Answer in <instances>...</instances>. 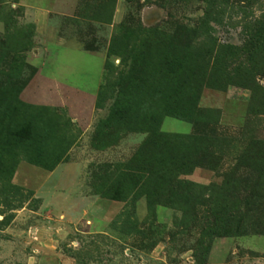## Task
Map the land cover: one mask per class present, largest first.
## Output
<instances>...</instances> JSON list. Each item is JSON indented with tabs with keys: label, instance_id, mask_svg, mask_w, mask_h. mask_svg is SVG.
I'll return each mask as SVG.
<instances>
[{
	"label": "rangeland",
	"instance_id": "374dc122",
	"mask_svg": "<svg viewBox=\"0 0 264 264\" xmlns=\"http://www.w3.org/2000/svg\"><path fill=\"white\" fill-rule=\"evenodd\" d=\"M39 6L0 0V264H264V0Z\"/></svg>",
	"mask_w": 264,
	"mask_h": 264
},
{
	"label": "crops",
	"instance_id": "0c3cea01",
	"mask_svg": "<svg viewBox=\"0 0 264 264\" xmlns=\"http://www.w3.org/2000/svg\"><path fill=\"white\" fill-rule=\"evenodd\" d=\"M43 2V0H21V3L24 5V6H28V7H30V8H32V9H34V11H35V14L37 15V17H39V18H41V17H43V16H48V15H50V13H51V10H49L48 8L46 9V8H44L43 7V9L39 6V4H41ZM48 6V5H47ZM46 9V10H45ZM81 52V51H80ZM82 53H84V52H82ZM66 54V53H65ZM84 61H87L88 62V64H89V67H91L92 69H93V72H94V78H95V81H89L88 80V82L90 83V82H92V83H94L95 82V87L97 88V86H98V84H99V81H100V74H99V66H100V64L99 63H94V62H92V61H90V60H87V59H85ZM54 76H55V78H60L57 74L55 75L54 74ZM60 80L61 81H63V82H65V79L64 78H60ZM67 82V81H66ZM65 82V83H66ZM72 84L73 85H75V83H73L72 82ZM77 85V84H76ZM85 85H87L86 83H85ZM84 85V86H85ZM80 86H82V85H80ZM77 87V86H76ZM92 87V86H91Z\"/></svg>",
	"mask_w": 264,
	"mask_h": 264
},
{
	"label": "trees",
	"instance_id": "16d2710c",
	"mask_svg": "<svg viewBox=\"0 0 264 264\" xmlns=\"http://www.w3.org/2000/svg\"><path fill=\"white\" fill-rule=\"evenodd\" d=\"M192 138H187V140H191Z\"/></svg>",
	"mask_w": 264,
	"mask_h": 264
}]
</instances>
